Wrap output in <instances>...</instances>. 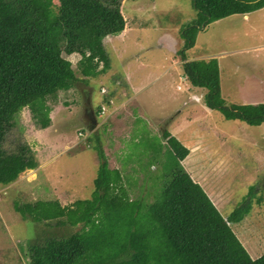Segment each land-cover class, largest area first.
<instances>
[{"label": "rangeland", "instance_id": "rangeland-1", "mask_svg": "<svg viewBox=\"0 0 264 264\" xmlns=\"http://www.w3.org/2000/svg\"><path fill=\"white\" fill-rule=\"evenodd\" d=\"M53 3L55 8L59 4L58 0ZM122 14L126 31L104 38L112 77L102 83L105 74L92 78L106 88V97L117 92L113 102L121 105L115 114L114 109L111 111L113 115H107L109 106L107 111L104 106L99 130L88 131L86 122L90 118L86 114L88 104L80 95L81 82L71 92L60 91L47 100L51 124L45 129L35 125L27 107L21 111L18 126L23 128V136L39 165L1 187L0 264H27L25 249L38 228H45L48 221L65 224L62 207L91 197L102 155L110 169L117 170L121 178L125 176L122 184L128 197L137 199L140 195L143 207L150 205L164 187L165 179L159 174L175 164L169 147L161 150L162 140L157 139L159 136L168 145L162 136L166 130L164 121L152 120L168 114L175 115L169 133L184 146L205 147L203 151L207 150L215 160L212 165L216 162L218 169H223L218 180V174L212 175L208 168L212 177L207 185H212L215 192L206 188L208 195L222 197L216 201L221 200L217 205L223 217L227 218L246 201L245 218L231 226L250 256L260 257L264 254V122L250 125L239 119L229 120L221 111L209 108L204 97L202 104L194 97L192 103L186 97L188 81L175 70L167 69L181 29L196 17L193 0H124ZM204 33L199 34L194 51L218 54L214 58L221 68V95L226 105L264 103V9L249 13L247 18L236 15L220 19ZM159 47L167 53L159 51ZM185 53L190 55L187 50ZM80 57L68 56L74 69ZM164 58L166 66L160 64ZM88 81L85 79L84 83ZM152 146L159 153L154 160L147 156ZM201 154L200 150L192 156L199 158ZM219 156L230 162H223L222 167L217 161ZM110 159L118 166L111 165ZM179 164L187 173L191 169L188 163ZM177 167L170 168L169 178ZM43 202L47 203L43 209L50 210L51 206L49 214H39V203Z\"/></svg>", "mask_w": 264, "mask_h": 264}, {"label": "trees", "instance_id": "trees-1", "mask_svg": "<svg viewBox=\"0 0 264 264\" xmlns=\"http://www.w3.org/2000/svg\"><path fill=\"white\" fill-rule=\"evenodd\" d=\"M123 1L58 0L55 8L53 0H0V188L39 165L18 126L21 111L27 107L45 129L48 99L74 88L78 74L98 77L111 69L104 38L124 30ZM193 6L196 17L180 32L183 59L207 25L260 10L264 0H193ZM72 54L81 56L76 69ZM183 66L187 79L206 90L209 108L229 120L264 122V103L226 105L216 59ZM162 136L178 167L150 205L143 207L140 195L128 197L120 173L102 155L91 197L62 207L65 224L38 228L25 249L27 264H264V254L253 259L231 226L245 218L246 201L224 218L179 164L187 147L168 131ZM39 204V214L51 212Z\"/></svg>", "mask_w": 264, "mask_h": 264}, {"label": "crops", "instance_id": "crops-1", "mask_svg": "<svg viewBox=\"0 0 264 264\" xmlns=\"http://www.w3.org/2000/svg\"><path fill=\"white\" fill-rule=\"evenodd\" d=\"M262 9H264V8H262ZM236 15H240V14H235V15H232V16H236ZM247 15H249V13L245 14L243 16L245 18H247ZM232 16H230V17H232ZM218 21L219 20H217L215 22H218ZM212 23H214V22H212ZM211 24H209V25H211ZM208 26H206L204 30L198 32L194 46L187 50V51H189L190 55H185V59H183L182 55H180V51L182 50V48H183L182 46L184 45V40L181 38V36H180V39L178 38V40H179L178 44L176 43L175 47H173V49L171 51V53H173V55L171 56V58L169 57L170 66L167 69H171L170 71L175 70L178 74H180V76L182 77L183 80L186 79L188 81L190 87L187 88L188 89L187 90L188 95H186V97H188L189 100L192 103H194V100L198 98L199 99L198 103L202 104L203 103L202 99H204L203 97L205 96L206 90L203 89V88L194 86L187 79L186 75L184 74V66H183L184 63H186L187 61H192V60H210V59H215V58L217 59L219 57L218 54L207 52V51H205L203 53L194 51L197 48V46H198L199 34L200 33H202V35L205 34L204 32H206V28ZM125 31H126V25H125V28H124L123 32H125ZM158 50L161 51V52L165 51L167 53V51L165 49L161 48V47H159ZM168 51H170V50H168ZM153 61H154V59H153ZM160 64L162 66H166V59L164 58L163 61H161ZM124 71H125V69H124ZM112 72H113V70L110 71V69H109L105 73V77L104 78L101 77V82L100 83H102L105 78H111L112 77ZM220 74H221V68H220ZM92 78L96 79L97 77H89V78L88 77H83V76L80 77V80H78L75 83V87L72 88V90L76 88L78 82H81L82 87H80V91H81L80 95H83L82 98L85 99L88 102L87 103L88 104L87 111L90 114V121L89 122L87 121L86 124H87V127H89L88 131L90 133H95V130H99V128L102 126L103 121H100L101 120L100 116H101V114H103L102 110H103L104 106H107V109L105 108L106 109L105 111L108 110V106H109V111H107V115H113V114H115L117 112L118 108H120L121 105L117 106L113 102L114 101V96L113 95L117 94V92L113 91L111 93V89H110L109 94L110 93L111 94H110V96L106 97V95L104 94V93L107 92L106 88L103 85L101 86L100 83L94 82L96 80H93ZM85 79H86V81H88L89 79H92V80H89L87 82V84H85L84 83ZM129 81L131 82V80H128V82ZM171 83H173V82H171ZM142 85L143 84H141L138 88H140ZM176 87H177V90H178L179 86H176ZM99 88H100V90L98 91ZM69 92H71V89L69 90ZM137 96H138V93L135 95V97H137ZM193 97H194V100H193ZM141 105H142V102H141ZM111 106H113V107H111ZM113 109L115 110V112L112 114L111 111ZM171 115L172 114H168V115H166L165 117H162V118H158L157 116H154L155 118H152V120H156V119L163 120L164 122L162 124L166 125V130L165 131H168V129L170 128V123H172V121H173V119L175 117V115L174 116L173 115L171 116ZM105 118H106V115H105ZM155 131L158 133V131L156 129H155ZM162 131H163V129H162ZM159 134L161 135V132H159ZM157 139L162 140V142H161V150L165 151L164 148L165 147H169V145H166L163 142V139L160 138L159 136L157 137ZM185 147H187V146H185ZM204 148L205 147H200L199 144H193L191 146H188L187 147V149L189 150L188 156L184 160L179 161V163H181V164L188 163L191 166L190 167L191 169H187L188 173L190 174L192 179L195 182H197L198 184H200L202 186V188L206 192V188L207 187H208V189L213 190L212 189L213 188L212 185H207L208 179H210V177H212V176H210V173H208L209 170L211 169V171H213L212 175H214V173L215 174L217 173L218 174V180H220L222 178L221 175L223 174V169H221V168L218 169V164H216V162H215L214 165H212V162L215 161V160L211 159V154L207 153L208 152L207 150H206L207 152L203 151ZM169 149L171 150L170 147H169ZM200 150L202 151V154L199 156V158L203 159L202 163L200 162V160H198L199 159L198 156L197 157L192 156V153L200 152ZM149 151H151V152L147 153V156H149L151 160L152 159L154 160V159L158 158L159 153L157 151H154V146H152V149L149 148ZM171 152H172V158H173L172 161H174L175 164L174 165L171 164L167 171H161V173L159 174L160 177L162 178V180L165 179V182H167V180H169L168 179L169 178V174L168 173H169L170 168L172 166L175 167L177 165V162H178V159L175 157V155H174L172 150H171ZM161 157H163V154L160 151L159 159H161ZM111 160L112 159H110V164L111 165L118 166V163L116 161H114V159H113L112 162H111ZM164 161L165 160H162V165H165ZM217 161H218V163H220L222 165V167H223V162L224 163L228 162V161L230 162V160H224V157H222V156L221 157L219 156ZM232 162H233V160L231 161V163ZM195 163H197L198 165H199V163H201V165L200 166H197V165H193L192 166V164H195ZM152 166H154L153 163L151 164V167ZM208 168H209V170H208ZM166 176H168V177H166ZM123 177L125 178V176H123ZM122 181H123V179H122ZM124 181H126V179H124ZM129 181H130V183L133 182V180H129ZM124 187H125V184H124ZM146 190L147 189H145V191ZM0 191H1V188H0ZM208 196L211 199V201L214 203V205L218 208V205L220 204L221 200L220 201H216V198H218V200H219L222 197L217 196L215 193H212L211 195H208ZM228 214H230V213H228ZM232 225H234V224H232Z\"/></svg>", "mask_w": 264, "mask_h": 264}, {"label": "flooded vegetation", "instance_id": "flooded-vegetation-1", "mask_svg": "<svg viewBox=\"0 0 264 264\" xmlns=\"http://www.w3.org/2000/svg\"><path fill=\"white\" fill-rule=\"evenodd\" d=\"M85 101H86V100H85ZM87 103H88V102L86 101L85 104H87ZM87 109H88V108L86 107V114H87V117L90 118V114L88 113Z\"/></svg>", "mask_w": 264, "mask_h": 264}]
</instances>
